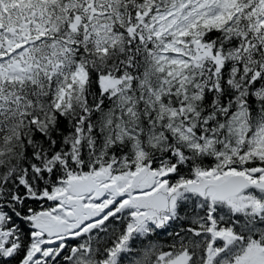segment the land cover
Wrapping results in <instances>:
<instances>
[{"label": "snow or ice", "instance_id": "snow-or-ice-1", "mask_svg": "<svg viewBox=\"0 0 264 264\" xmlns=\"http://www.w3.org/2000/svg\"><path fill=\"white\" fill-rule=\"evenodd\" d=\"M0 264H264V0H0Z\"/></svg>", "mask_w": 264, "mask_h": 264}]
</instances>
